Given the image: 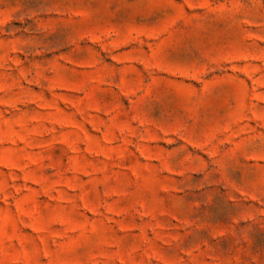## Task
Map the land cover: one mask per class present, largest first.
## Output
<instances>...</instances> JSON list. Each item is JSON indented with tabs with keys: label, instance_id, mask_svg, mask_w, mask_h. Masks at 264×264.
I'll use <instances>...</instances> for the list:
<instances>
[{
	"label": "rangeland",
	"instance_id": "obj_1",
	"mask_svg": "<svg viewBox=\"0 0 264 264\" xmlns=\"http://www.w3.org/2000/svg\"><path fill=\"white\" fill-rule=\"evenodd\" d=\"M0 264H264V0H0Z\"/></svg>",
	"mask_w": 264,
	"mask_h": 264
}]
</instances>
